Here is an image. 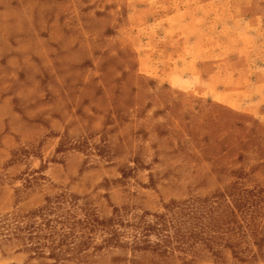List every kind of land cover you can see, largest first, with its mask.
<instances>
[{
	"label": "rangeland",
	"instance_id": "1",
	"mask_svg": "<svg viewBox=\"0 0 264 264\" xmlns=\"http://www.w3.org/2000/svg\"><path fill=\"white\" fill-rule=\"evenodd\" d=\"M39 212L64 260L0 264H264V0H0V218Z\"/></svg>",
	"mask_w": 264,
	"mask_h": 264
},
{
	"label": "trees",
	"instance_id": "2",
	"mask_svg": "<svg viewBox=\"0 0 264 264\" xmlns=\"http://www.w3.org/2000/svg\"><path fill=\"white\" fill-rule=\"evenodd\" d=\"M43 211V210H42ZM41 215V216H38ZM47 215L42 213H34L29 217H1L0 218V246L4 243L17 242L22 244L25 251H34L36 255L41 256L46 259H53L55 261L64 260V253L62 251H57V248H52L51 251L47 252L44 250L47 245L42 243L45 241L46 237L43 236L44 232L51 227L52 221L48 220ZM37 217L42 218V220L36 219ZM86 223L84 229L93 235L95 230L102 228L109 234V237L102 242L100 248L110 247L111 244L115 246H122L117 241L118 230L114 228L115 219H110L108 221H100L93 211L86 209V215L84 218ZM87 233V232H86ZM84 234V236L86 235ZM91 240V237H89ZM115 241L116 243H112ZM86 245V243H83Z\"/></svg>",
	"mask_w": 264,
	"mask_h": 264
}]
</instances>
